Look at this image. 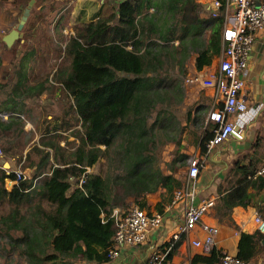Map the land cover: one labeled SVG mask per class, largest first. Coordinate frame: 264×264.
<instances>
[{
	"label": "trees",
	"instance_id": "16d2710c",
	"mask_svg": "<svg viewBox=\"0 0 264 264\" xmlns=\"http://www.w3.org/2000/svg\"><path fill=\"white\" fill-rule=\"evenodd\" d=\"M151 2L153 12L143 0H125L118 17L113 11L78 22L69 36L58 24L49 33L47 20L55 5L36 10L17 40L24 50L14 73L4 71L0 55V144L8 158L22 168L37 165L35 173L42 175L37 183L26 176L8 187L6 179L16 173L0 164V257L16 254L17 264H106L118 229L114 210L125 215L132 201L149 209L147 195L166 189L172 197L183 185L178 172L188 155L181 152L185 127L175 110L186 97L187 62L196 55L200 70L220 56L224 15L204 16L197 0ZM48 46L59 61L41 77L38 69L47 64ZM44 95L73 98L60 121L29 119L30 102ZM201 107L197 113L187 111L190 126L200 130ZM28 121L33 129H26ZM204 128L197 136L202 153L212 136ZM172 144L175 155L165 161L164 147ZM263 159L249 154L228 170L220 185L224 190L219 189L224 209L252 205L264 217ZM263 241L259 230L242 232L236 256L250 263L264 250ZM222 255L214 247L194 254L190 264H221Z\"/></svg>",
	"mask_w": 264,
	"mask_h": 264
},
{
	"label": "built area",
	"instance_id": "2783aa9c",
	"mask_svg": "<svg viewBox=\"0 0 264 264\" xmlns=\"http://www.w3.org/2000/svg\"><path fill=\"white\" fill-rule=\"evenodd\" d=\"M202 4V14L216 17L223 11V50L214 66L204 67L189 72L184 77L188 86H200L212 100L209 121L212 136L205 143L206 150L201 155L189 156L187 174L180 188L175 189L173 199L168 207L183 208L184 221L177 225L167 242L156 246L145 264H169V255L174 251L182 237H189L203 218L216 204L215 198H199V178L208 157L221 144L231 140H243L245 128L250 120L249 100L247 98V80L245 73L249 67L250 55L257 33L264 27V1L256 0H197ZM5 152L0 147V155ZM264 161V160H263ZM16 173V178H7L12 186L26 178L21 165L10 169ZM10 172V171H9ZM264 172V162L260 173ZM83 182V178L81 180ZM113 216L118 220V229L113 237V245L108 252L107 264L121 256L125 246L135 247L146 242L151 235L164 233V212L149 211L132 201L128 212L122 215L119 209ZM258 230L264 234V217L258 212L254 216ZM203 239H193L192 244L202 248L204 253H210L215 247L217 226L206 227ZM221 264H248L236 255L224 252Z\"/></svg>",
	"mask_w": 264,
	"mask_h": 264
},
{
	"label": "crops",
	"instance_id": "0c3cea01",
	"mask_svg": "<svg viewBox=\"0 0 264 264\" xmlns=\"http://www.w3.org/2000/svg\"><path fill=\"white\" fill-rule=\"evenodd\" d=\"M60 1L63 0H49V2L54 3L52 5H55L56 7L59 5ZM64 1H66L65 4L67 7L72 6L71 11L68 12V15L71 14L68 17V21H70L69 23H73L72 26H74L78 22L96 19L103 14H110L113 11L116 12V15H119L120 4L125 0ZM132 1L135 4H142L140 3V0ZM151 1L164 2V0H143V5L146 7L148 6L149 12H153L154 10V5ZM256 1L257 3H260L264 0ZM68 10L69 9L66 8V11ZM55 11H57L55 16L58 17L61 15L64 9L59 6L55 9ZM195 58L196 55L192 56L190 62L194 63ZM218 58L219 56L213 60V63L210 66L217 64ZM245 77L247 80L246 93L249 100L248 115L250 118L246 124L245 138L243 140H236L232 138L231 140L221 144L208 157L200 173V189L198 199L215 198L216 204L213 209L209 211L208 214L203 218L199 226L191 232L189 237H182V239L178 241V245L172 252V257L169 259V264H190V258L194 254L201 252L204 253L202 248L196 247L192 244V240L203 239L206 236V227L217 226L219 228V232L216 235L215 247L222 250L223 253L228 252L233 255H236L237 253L238 242L241 233H253L258 230L257 224L254 221V216L256 213H258L256 207L252 205H239L230 210H226L221 205L219 189L221 188L224 190V186H220L221 182L225 178L228 170L237 160L249 154L264 158V27L257 33L255 37L249 60V67L245 73ZM70 98L72 101L73 98ZM211 103L209 106V111L212 108ZM30 109L31 111L33 110L31 107ZM3 116L6 119L8 114H3ZM48 116L53 120L52 123H55L56 120L60 121L64 117V112L62 115L57 114V116H55L49 114ZM26 125L28 129H31V126H33L31 121H28ZM68 132L65 133L67 134ZM72 138L75 139L74 136H71L70 140ZM199 142L193 150V153L196 155L202 154ZM62 144H64V142ZM4 157L5 155H0V164H3L4 166L8 164L9 166L7 167L11 169H16L20 166L16 160ZM246 162V159L243 160V163ZM26 168H31L28 170L23 168L25 174L27 172L26 176L33 178L34 183H37L42 176L41 174L36 175L35 173L36 169H38L37 165ZM7 186L12 187L8 184ZM146 199L149 205L148 210L150 211L160 212L157 207L161 202L164 203V207L162 205V212H164L165 215L164 233L161 235L159 233L151 235L146 242L138 246L123 247L121 249V256L109 264H145L149 256L152 254L154 248H157L156 246H161L162 243L164 244V242H167L172 231L177 228L179 223L184 221L183 208L175 207L171 210L168 209L173 196L171 197L167 193L166 189H160L155 193L149 194L147 195ZM248 264H264V250L256 255Z\"/></svg>",
	"mask_w": 264,
	"mask_h": 264
},
{
	"label": "rangeland",
	"instance_id": "374dc122",
	"mask_svg": "<svg viewBox=\"0 0 264 264\" xmlns=\"http://www.w3.org/2000/svg\"><path fill=\"white\" fill-rule=\"evenodd\" d=\"M28 2L26 4L25 3L20 4L17 2L15 3V0H6V1L4 0L3 2L0 1V40H4L3 38L5 35L9 34L12 30L18 28V25L22 19L23 12L25 8L27 7ZM65 3L66 1L63 0V1H60L59 5H57V7L60 6L62 7V9H64V11L61 13L60 16L58 17L55 16L57 11H52V13L49 14L48 20H47V24H48L47 27H49V33L54 32V29L57 28V24L59 25L58 29H62L63 34L66 36H69L70 34L74 32L73 30L74 26H72L73 23H69L70 21H68V17L71 15V14L68 15V12L71 11L72 6L67 7ZM52 4L54 3H50L49 0H38L32 7L30 16L28 17L27 21L31 18L32 14L36 10H40V11L49 10V7ZM66 8L69 10L66 11ZM63 21H66V22L64 23ZM39 22L40 20H38V23ZM41 23H44L46 25V22H44L43 20L41 21ZM55 36L58 37V35L56 34ZM22 37H23V34L20 31L14 42H11L7 45L0 42V55L2 56L4 63H5L4 71H10L11 74L15 72L14 65L17 62H19L20 56L23 53L22 51L24 50L22 44L18 43L17 41L21 39ZM55 40L59 41V38H56ZM55 44H58V42H56ZM47 48L51 49V54L47 58V64L43 66L42 68L38 69L39 73L42 75L41 77L46 76L48 73H51L52 69L56 68V65L59 61V59H57V57L55 56L54 47L48 46ZM206 67H209V66H206ZM16 68H18V66ZM187 68H188L187 73L194 71L195 62L194 63L187 62ZM176 71H178V68ZM1 75L2 74L0 73V76ZM184 77H183V86L186 91V97L184 101L182 102V105L180 106V108L176 109L175 111L182 119V126L185 127L183 131V144L185 145V147L182 149L181 152L186 153L189 158V156H192L194 154L193 150L195 149V146L198 145L197 136L202 135V132L205 129L204 127L208 126L209 129L212 127L208 119V114L210 112L209 106L212 100L208 96L209 90L206 91L200 86L185 85ZM69 100H71L70 97H67L66 100L61 101L56 98H53V99L47 98L46 95H44L42 99L30 102L28 111H27L28 117L31 121L33 120L39 124H44V120H46L49 114L48 112H53L54 114L62 115L64 108H69ZM44 105H47V106H44ZM198 106H202L201 108L203 109L204 117H205L204 124H203L204 126L202 127V130H200L198 127L190 126V123L187 121V111L189 109H192V110L196 109L195 112L197 113ZM30 107L33 108L32 111ZM70 114L73 115L72 110L70 111L69 116ZM26 128L28 129L27 125H26ZM31 128L33 129V126H31ZM39 138H40V133H37L33 141L37 142ZM71 140H74V139L72 138ZM0 147H2V149L5 152L4 158H7L6 148L2 144H0ZM174 155H175L174 144L168 145V146L165 145L164 150H163V159L165 161H170L172 160ZM24 169H27V168H24ZM28 169H31V168H28ZM186 174H187V163H186V166L183 167V169H181L178 172V176L184 179ZM17 259H18V255L16 254L8 259L6 256H3V257H0V264H17L16 263Z\"/></svg>",
	"mask_w": 264,
	"mask_h": 264
},
{
	"label": "water",
	"instance_id": "95a60500",
	"mask_svg": "<svg viewBox=\"0 0 264 264\" xmlns=\"http://www.w3.org/2000/svg\"><path fill=\"white\" fill-rule=\"evenodd\" d=\"M36 0H30L28 2V5L27 7L25 8L24 12H23V16H22V19L18 25V28L12 30L9 34L5 35L4 36V41L9 44L11 42H14L15 39L17 38L19 32L22 30V28L24 27L28 17L30 16V13H31V9L32 7L34 6ZM9 166L8 164H6V167ZM264 242V241H263Z\"/></svg>",
	"mask_w": 264,
	"mask_h": 264
}]
</instances>
